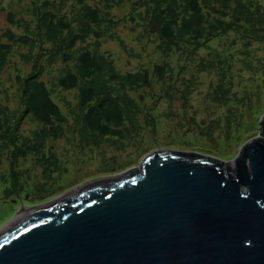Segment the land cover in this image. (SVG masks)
<instances>
[{
    "label": "trees",
    "instance_id": "1",
    "mask_svg": "<svg viewBox=\"0 0 264 264\" xmlns=\"http://www.w3.org/2000/svg\"><path fill=\"white\" fill-rule=\"evenodd\" d=\"M124 2L96 0L93 4L88 0H30L34 29L31 20L15 18L19 11L8 10L11 24L0 37V95L12 102L15 94L18 105L11 109L0 104V163L4 156L25 160L36 155L34 163L42 167L47 180L55 170L64 173L53 147L48 151L51 156L45 152L49 139L60 140L69 126L68 117L53 98L57 97L51 86L53 82L47 80V74L52 73L49 67L58 61L62 65L56 85L61 91L79 92L77 107L84 113L86 133L100 140L97 143L115 145L113 155L107 157L109 161L119 163L113 173L133 165L136 157L146 151L138 149L134 157L121 162V151L128 146L136 149L147 131L158 132L154 111L159 110L162 102L168 105L167 100L175 98L183 100L184 110L176 114L178 119L169 125L170 129L177 133L193 130L201 142L216 145L221 156H226L223 153L232 132L239 126L232 117L243 114L240 102L234 107L231 105L235 92L226 79L230 66H225L230 56L221 58L222 54L215 49L209 63V68L216 69L219 77L211 99L214 106L218 102L227 110L223 115L222 110L216 116L210 114L201 119L191 109L190 95L194 88L191 78L184 76V67L176 66L173 57L184 49L199 52L210 48L217 39L232 32L242 33L246 39L243 52L250 54L248 46L252 41L249 37L264 44V0H128L126 17H108L117 3L123 5ZM129 23L140 25L145 37L156 39L160 53L150 68L120 72L114 59L103 50V40ZM11 25L23 27V30L17 32ZM16 46H27L30 51L22 56L25 67H17L18 72L9 76L11 83L6 85L2 75ZM248 94L251 99L252 94ZM27 118L38 124L31 135L22 130ZM166 138L177 139L172 134ZM86 147L90 145L80 149ZM25 173V169H17V164L12 162L10 180H2L7 185L5 192L23 187Z\"/></svg>",
    "mask_w": 264,
    "mask_h": 264
},
{
    "label": "water",
    "instance_id": "2",
    "mask_svg": "<svg viewBox=\"0 0 264 264\" xmlns=\"http://www.w3.org/2000/svg\"><path fill=\"white\" fill-rule=\"evenodd\" d=\"M261 135L225 160L159 148L0 233V264H264Z\"/></svg>",
    "mask_w": 264,
    "mask_h": 264
},
{
    "label": "rangeland",
    "instance_id": "3",
    "mask_svg": "<svg viewBox=\"0 0 264 264\" xmlns=\"http://www.w3.org/2000/svg\"><path fill=\"white\" fill-rule=\"evenodd\" d=\"M88 1L93 4L96 3V0ZM124 1L123 5L117 3V7L111 12L112 15L108 17H113L114 19L126 17L130 4L128 0ZM29 7L30 0H0V37L2 32L11 24L8 16L10 8L19 11L15 15L16 19L31 20V26L34 29V15L31 10L29 11ZM11 28L17 32L23 30V27L18 28L14 25H11ZM143 33L144 31L140 25L134 26L129 23L120 26L112 36H109L107 40H103V50L114 59L120 72L150 68L154 61L153 59L160 53L157 45L158 41L145 37ZM249 39L252 41L248 46L251 49L250 54L243 52L246 48L244 45L246 39L242 37V33L236 34L232 32L217 39L211 44L210 48H203L199 52H191L189 49H184L181 52L178 51L173 57V62L176 66L179 68L184 67V76L191 78L192 86L194 87L190 95L191 103L193 102L191 109L201 119L210 114L216 116L222 110L223 115L227 110L225 105L218 102L214 106V102L211 99L212 92L219 83V77L216 69L209 68V63L213 60V51L215 49L222 54L221 58L230 56L227 58L228 63L225 66H230L226 73V79L233 85V91L235 92V94H232L231 105L234 107L240 102V110L243 108V114L241 117H236V115L232 117L235 123L239 122V126L232 132L227 150L223 153L226 156H221L219 153L220 148H216V145L211 146L208 143L204 144V142H201L197 133L193 130H188V133H177L170 129L173 121L178 119L175 117L176 114L184 110L183 100L175 98L167 100L168 105L162 102L158 107L159 110L156 109L154 111V116L157 118V124L159 125L158 132L154 133L152 129L147 131L136 149L134 148L135 146H128L121 151V162L134 157V153L138 149H146V151L136 157L133 165L114 173L113 170L119 163L112 160L109 161L107 157L113 155L115 145L110 147L105 142L97 143L100 140L86 133L84 129V113H80L77 107L79 92L77 93V90L61 91L62 89L56 85L62 65L61 61H58L55 66L49 67L52 73L51 75L47 74V80L50 79L53 82L51 86L57 93V97L53 96V98L68 117L69 126L60 140H48L45 152L49 154V148L53 147L54 156L59 159L60 169H63L64 173L60 174L55 170L53 176L47 180V177L42 172V167L34 163L36 155L29 156L25 160L22 157L11 160L4 156L3 162L0 163V233L5 228L10 227L16 219L18 220L34 208L48 203L54 197L83 182L98 177L110 176L132 167H139L142 158L147 153L159 148L197 152L225 160L234 159L245 142L261 135L260 120L264 116V44L258 43L259 41H255L252 37H249ZM14 49L11 62L2 75L6 85L11 83V77L9 76L13 77L18 72L17 67H25L22 56L30 51L27 46H16ZM248 92L252 94L251 99H249ZM143 95L146 97V89L143 90ZM14 97L12 102H10L6 97L0 95V104L13 109L14 105H18V98L15 94ZM160 98L163 99V96H160ZM221 106H223V109H220ZM37 127V122L27 118L22 130L25 134L31 135L32 130ZM171 134L177 139L168 140L166 136ZM243 137L244 139L241 141ZM224 143H227V141ZM86 145H90V147H86L84 150L80 149ZM235 145L236 147L233 148ZM12 162L17 164V169H25L26 173L22 177L23 187L7 193L5 192L7 185L5 186L2 180H10V164ZM108 163L116 165L108 166ZM11 208L13 209L11 210Z\"/></svg>",
    "mask_w": 264,
    "mask_h": 264
},
{
    "label": "bare ground",
    "instance_id": "4",
    "mask_svg": "<svg viewBox=\"0 0 264 264\" xmlns=\"http://www.w3.org/2000/svg\"><path fill=\"white\" fill-rule=\"evenodd\" d=\"M16 220H17V219H16ZM14 221H15V220H14ZM11 225H12V224H11ZM5 229H6V228H5ZM5 229H4V230H5ZM2 232H3V231H2Z\"/></svg>",
    "mask_w": 264,
    "mask_h": 264
}]
</instances>
